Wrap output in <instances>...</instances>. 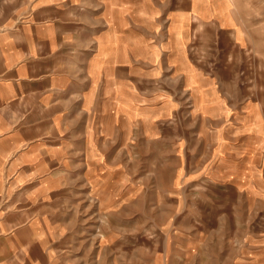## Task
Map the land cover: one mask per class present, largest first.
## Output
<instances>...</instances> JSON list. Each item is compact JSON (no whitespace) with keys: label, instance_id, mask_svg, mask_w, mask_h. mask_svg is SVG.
Listing matches in <instances>:
<instances>
[{"label":"rangeland","instance_id":"1","mask_svg":"<svg viewBox=\"0 0 264 264\" xmlns=\"http://www.w3.org/2000/svg\"><path fill=\"white\" fill-rule=\"evenodd\" d=\"M205 41L181 69L159 50L148 70L114 73L116 94L130 75L147 102L100 105L115 147L69 190V264H264V47L216 50L214 32L212 50Z\"/></svg>","mask_w":264,"mask_h":264},{"label":"crops","instance_id":"2","mask_svg":"<svg viewBox=\"0 0 264 264\" xmlns=\"http://www.w3.org/2000/svg\"><path fill=\"white\" fill-rule=\"evenodd\" d=\"M212 32L216 50H260L264 0H0V264H69V190L115 147L100 105L147 102L130 75L116 94L114 73L148 70L159 50L181 69L197 41L212 50Z\"/></svg>","mask_w":264,"mask_h":264}]
</instances>
